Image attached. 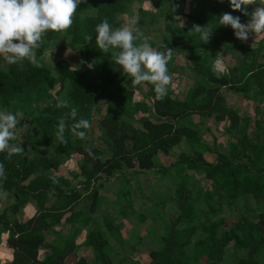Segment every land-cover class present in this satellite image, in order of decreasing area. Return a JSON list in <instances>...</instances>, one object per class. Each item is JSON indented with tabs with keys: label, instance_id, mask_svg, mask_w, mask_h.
I'll return each instance as SVG.
<instances>
[{
	"label": "trees",
	"instance_id": "1",
	"mask_svg": "<svg viewBox=\"0 0 264 264\" xmlns=\"http://www.w3.org/2000/svg\"><path fill=\"white\" fill-rule=\"evenodd\" d=\"M133 1L85 0L76 10L71 28L44 35L36 50L40 67L28 60L12 65L4 60L0 67V106L21 110L32 131L27 136L29 145L21 146L22 155L9 159L6 152L0 153L7 176L0 179V192L17 197L19 207L29 203L34 208L23 220L0 212V237L7 234L5 244L11 251L7 264H118L129 241L133 238L140 243L142 239L138 228L129 233L128 242L121 234L122 220L133 216L153 240L149 264H225L223 258L230 248L234 264H264V116L240 115L224 94L228 91L253 104L264 103V38L256 47L236 40L229 26L219 25L220 15L231 12L241 23H247L249 16L232 11L228 0H209L198 15H190L189 27L170 25L168 36L160 43L177 51L184 49L180 48L184 41L190 45L185 52L190 56L191 86L182 99L168 88L164 99L156 100L151 84L134 86L111 59V51L100 52L95 45L96 25L106 18L113 28L121 27L118 14ZM247 10L252 11L249 6ZM193 25L212 29L209 41L213 44L203 43L199 34L191 32ZM86 35L92 36L91 41H85ZM62 40L79 52L86 62L84 69L73 70L64 59L53 65L41 60L45 51ZM224 46L241 53L242 60L218 76L212 65ZM173 66L168 63L169 74H173ZM141 87L147 90L142 94L147 104L134 101L142 93ZM58 97L78 109L77 120L88 119L91 125L93 113L100 112L103 102L107 104L98 122L110 144L106 152L89 147V155L85 150L89 141L70 131L65 132L66 143L56 139L58 121L70 110L56 108ZM140 113L146 117L136 119ZM193 116L223 123L226 144H217L215 137L207 143L199 124L191 121ZM73 122L67 121L69 125ZM81 131L87 134L88 129ZM181 145L184 149L176 151ZM74 153L82 157L72 178L83 185L80 189L50 171L58 170L63 158ZM159 154L174 161L167 166L159 162L155 167ZM206 154L214 155L215 161L209 162ZM130 171L153 172L160 180H168L172 220L161 207L165 196L147 208V215L135 213L130 184L122 178ZM104 177L118 179L123 185L115 194L117 204L124 201L118 224L115 217L102 221L99 217L103 201L95 184ZM82 200L88 203L77 209ZM240 201L245 210L233 222L221 216L224 208L237 207ZM251 206L256 213L250 215L247 209ZM203 210L208 214L204 216ZM60 224L70 226V231L48 241L46 233ZM79 237L83 239L79 241ZM82 248L91 251V259L74 257ZM42 251L47 255L42 257Z\"/></svg>",
	"mask_w": 264,
	"mask_h": 264
},
{
	"label": "rangeland",
	"instance_id": "2",
	"mask_svg": "<svg viewBox=\"0 0 264 264\" xmlns=\"http://www.w3.org/2000/svg\"><path fill=\"white\" fill-rule=\"evenodd\" d=\"M216 1V0H214ZM210 3L209 0H134L128 8L123 12L118 14L119 20L122 22V26L127 23L128 18L132 16H139V27H142V31L145 36L149 38V43L153 47H158L162 41V39L167 34V29L170 25L177 27H189L191 24L190 15H198L200 8L204 6H208ZM260 5V3H256L254 5H249L250 9H254ZM121 26V27H122ZM264 38V34L254 35L250 34L249 39L244 41L246 46L248 47H256L257 44ZM237 40V39H236ZM179 41V40H178ZM176 40V42H178ZM209 45H212V42H208ZM190 45L184 41L183 46L180 48H184L181 51L173 50L172 59L169 61L173 66L172 72L170 74L172 77V83L169 85L172 93L178 98H183L187 89L192 84V79H190V56L185 52L186 48ZM64 59L68 62L71 69H84L86 66V62L80 57L79 52L71 49L68 45V41H61L56 44L49 50L45 51L42 54L41 60L43 62L48 63L49 65H53L57 60ZM5 58L0 56V67L4 65ZM242 60L241 53L236 50L231 49L229 46H224L219 50V54L217 59L213 62L212 70L216 75H222L227 73L229 68L236 67L239 62ZM84 61L85 63H81ZM217 61H220L217 64ZM142 93H137L134 96V101L139 103L144 101L146 104L149 102L142 94L146 93V88L141 87ZM227 101L236 109L239 110L240 115H247L254 117V113L257 117L264 116V103L257 105L252 102L243 100L240 96L232 94L231 92L224 91ZM39 106H42L39 105ZM0 110H6L15 114L16 112H22L21 110H13L2 109L0 106ZM106 105L104 103L101 104L100 112L93 113V122L91 127L88 129L86 137L83 139L87 144L85 145V149L92 147L98 148L103 153L107 151L110 144L104 135L101 134V128L99 127L98 122L101 120L103 115L105 114ZM256 110V112H255ZM146 117L144 114H138L136 119L141 117ZM191 121L194 124H199L202 129L203 136L202 138L207 141V143H212L213 137L217 139V144L225 145L226 144V136L223 135V123L216 124L212 119H200L197 116L191 117ZM29 123V118L23 114V119L21 123L17 126L16 130V139L15 144L18 145H29L27 142V136L32 133L31 130L28 129L27 125ZM204 129H207L204 132ZM184 149V146L181 145L177 147L175 150ZM44 149H41L42 152ZM103 159L105 156H101ZM159 161L162 165L167 166L169 163L174 161L173 158L163 156L159 154ZM81 156L74 153L68 158H63V163L59 166L58 170H50L51 173L55 176H63L69 181H73V175L78 172V164L81 162ZM205 158L209 162L215 161V156L206 154ZM122 178L129 182L130 184V193L131 200L133 201V209L136 212L142 213L143 215L148 214L147 208H153L155 203L163 199V196L167 197L163 206L164 212L169 216L168 219L172 220L174 214L172 212L173 205L172 203V193L170 188V184L168 180H160L159 175H155L153 172H147L143 174H136L134 172H125L122 174ZM117 176V175H116ZM81 180V179H80ZM119 182L114 179H108L107 177L101 178L96 184L95 189H97L99 196L102 199V205L98 210L99 217L102 219H106L108 217H115V224L117 223V218H119V211L124 204V201L121 200L120 204L116 203L115 194L120 188L123 186ZM72 185H76L77 189L84 188L82 184L78 182V180L73 181ZM202 185L206 186L202 183ZM207 187V186H206ZM86 192L89 193V190ZM85 192V193H86ZM87 195V193L85 194ZM19 199L14 195L6 196L0 192V212L7 211L9 215H14L18 220H23L29 217L30 211H34V208L29 203L24 205L23 207L18 206ZM87 201L82 200L81 203L77 206L81 208L84 203ZM88 203V202H87ZM250 204V201H249ZM252 204V203H251ZM245 208L243 207L242 202L240 201L238 206H231L224 208V212L221 216L227 217V220L233 222V218L236 215L244 213ZM201 213L205 216L208 214L207 211L203 210ZM248 214H255L256 210L253 206L247 209ZM252 220V219H250ZM100 221V220H99ZM100 221V222H101ZM149 222V221H146ZM231 222V223H232ZM123 227L121 229V234L124 239L128 242L129 233H132L134 228L139 229L140 237H142L140 243H136L135 239L132 238L129 241V247H127L117 261L118 264H149V251L153 249L154 244L152 238L148 235V232L142 226H137L135 216L128 218L126 220H122ZM70 226L60 224L52 228L49 233H46L47 240L50 242H54L57 238H60L61 235L67 234L70 231ZM79 228V227H78ZM81 229V228H79ZM84 233V232H83ZM7 238V234L3 233L0 237V264H7L9 262V256H11V251L6 247L5 240ZM83 237H79L78 240L81 241ZM132 246V247H131ZM47 255V252L42 251L41 256L44 257ZM84 256L88 260L91 259L92 253L89 250L84 248L79 249L78 254L74 256L77 258L78 256ZM259 261L260 258L257 257ZM223 262L225 264H234L232 249H228L226 252V256L224 255Z\"/></svg>",
	"mask_w": 264,
	"mask_h": 264
},
{
	"label": "clouds",
	"instance_id": "3",
	"mask_svg": "<svg viewBox=\"0 0 264 264\" xmlns=\"http://www.w3.org/2000/svg\"><path fill=\"white\" fill-rule=\"evenodd\" d=\"M84 2L85 0H0V56H3L9 65L28 60L32 65L40 67L36 50L43 43L44 35L47 32H64L71 28L76 10ZM228 2L232 11H240L249 16V20L247 23H241L239 16L225 12L219 17L220 26H229L234 31L235 38L241 42L247 41L250 34H264V3L249 13L247 6L256 4V0ZM212 31L199 25H193L191 30L199 34L203 43L209 41ZM95 33L97 49L103 53L111 51V59L125 76L131 78L134 86L151 84L155 99H164L172 83L168 63L172 59L173 48L163 44L153 47L139 27L138 15L129 17L127 23L119 28H113L105 18L96 25ZM84 39L89 42L92 36L86 35ZM219 63L220 61H217V64ZM87 66L92 68L93 64L88 63ZM55 106L58 109H70L58 121L56 139L60 143H66V131H70L74 137L84 139L86 132L81 129H89L90 121L82 117L77 120L78 109L67 99L58 97ZM22 119L23 112L13 114L0 110V153L6 152L9 159L24 153L21 145L10 143L16 139L17 126ZM69 119L74 121L70 125L67 123ZM85 150L92 155L90 148ZM6 178L4 165L0 163V179Z\"/></svg>",
	"mask_w": 264,
	"mask_h": 264
},
{
	"label": "crops",
	"instance_id": "4",
	"mask_svg": "<svg viewBox=\"0 0 264 264\" xmlns=\"http://www.w3.org/2000/svg\"><path fill=\"white\" fill-rule=\"evenodd\" d=\"M10 257H11V256H9V260H10ZM40 258H41V257H40ZM41 259H42V258H41Z\"/></svg>",
	"mask_w": 264,
	"mask_h": 264
}]
</instances>
